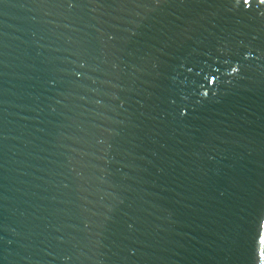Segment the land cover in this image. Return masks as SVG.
<instances>
[{
    "label": "water",
    "instance_id": "95a60500",
    "mask_svg": "<svg viewBox=\"0 0 264 264\" xmlns=\"http://www.w3.org/2000/svg\"><path fill=\"white\" fill-rule=\"evenodd\" d=\"M0 264H264V0H0Z\"/></svg>",
    "mask_w": 264,
    "mask_h": 264
}]
</instances>
